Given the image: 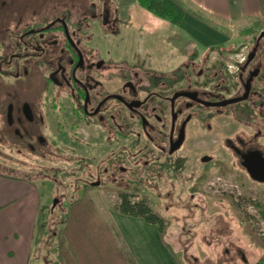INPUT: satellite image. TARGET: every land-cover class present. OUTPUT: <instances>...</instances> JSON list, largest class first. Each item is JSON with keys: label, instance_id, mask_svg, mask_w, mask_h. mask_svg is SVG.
<instances>
[{"label": "flooded vegetation", "instance_id": "obj_1", "mask_svg": "<svg viewBox=\"0 0 264 264\" xmlns=\"http://www.w3.org/2000/svg\"><path fill=\"white\" fill-rule=\"evenodd\" d=\"M110 5L0 0V146L8 149L0 158L57 154V172L62 157L73 164L72 175L82 174L76 187L118 194L167 189L177 176L169 171L184 179L190 167L188 190L198 192L211 163L219 176L233 174L237 189L264 185L247 167L264 175V21L227 43L182 41L176 65L170 58L158 68L142 57L148 52L138 34L132 52L111 50L123 36ZM207 135L209 153L189 159L186 145L200 148ZM208 183L209 190L223 187Z\"/></svg>", "mask_w": 264, "mask_h": 264}, {"label": "rangeland", "instance_id": "obj_2", "mask_svg": "<svg viewBox=\"0 0 264 264\" xmlns=\"http://www.w3.org/2000/svg\"><path fill=\"white\" fill-rule=\"evenodd\" d=\"M109 1L112 4L110 7L115 6L117 9L118 29L123 36L120 44H117L118 38L115 43L109 44L112 51L118 45L120 51L126 49V53L132 52L134 34H138L142 49L149 47L146 48L148 54L142 55L144 59L149 57L152 64L158 68L165 67L170 58L173 65H176L181 57L178 47L182 38L167 28L170 26L167 22L138 7L132 0L129 2L119 0L121 3L127 2L124 7L119 6L115 0ZM135 10L138 13H135ZM120 15L122 18L118 17ZM153 29L164 30L153 36L149 34ZM126 33L129 34L126 35ZM235 39L234 36L232 40ZM166 41H170V45ZM212 137L207 135V142L196 149L192 148L190 141L183 150L184 154L191 159L202 153H209V142ZM0 149L2 152H8L6 146H0ZM60 158L63 160L58 162V166L61 167L58 172L57 154L48 155L40 160L33 158L24 161L14 158L12 161L6 155L0 158V172L29 178L38 184L42 183L39 189L46 205L43 206L39 216L38 240L30 264H53L57 252V239H54L52 232H57L61 228L59 222L66 216L69 203L81 197L84 192L88 193L104 212L116 208L120 202L119 194L115 191L83 188L81 185L76 187L75 182L81 183L78 178H82V174L76 171L72 175L73 164L69 160ZM208 166L211 167V175L203 187L197 190L198 192L188 190L194 181L192 174H195L190 167L184 179L178 177L179 171L176 173L169 171V174H177V176L169 177L172 184L169 188L155 191L147 187L139 190V193L132 197V201L145 196L152 210L164 219L163 240L179 256L182 264H233L230 262L235 260L236 264H257L258 262L264 264V185L249 183L246 188L237 189L235 184L239 183L232 180L233 174L219 176L212 163ZM155 181V178L150 177L147 180L152 184ZM59 182H62L61 187H57ZM208 182H214L215 185L216 182H220L223 187L217 190L212 187L209 190ZM166 190L169 192L168 196L164 194ZM56 199L57 203L54 205ZM232 202H238L237 206ZM195 203L196 208H194ZM202 206L206 207L205 210H202ZM215 216L217 219H213ZM44 232L43 241L41 234ZM235 248L241 249L244 260L236 254ZM225 249L229 251L226 254Z\"/></svg>", "mask_w": 264, "mask_h": 264}, {"label": "crops", "instance_id": "obj_3", "mask_svg": "<svg viewBox=\"0 0 264 264\" xmlns=\"http://www.w3.org/2000/svg\"><path fill=\"white\" fill-rule=\"evenodd\" d=\"M169 1L180 9L182 19L178 25L168 23L167 28L180 35L181 42L188 41L198 47L230 42L237 30L264 21V0ZM40 186L42 183L29 178L0 172V264H30L38 240L39 216L46 205ZM96 205L115 228L120 244L135 264H182L179 256L164 242L157 224L115 208L104 212ZM52 235L56 240V233ZM44 237L45 232L41 234L43 241ZM56 260L57 252L53 263Z\"/></svg>", "mask_w": 264, "mask_h": 264}, {"label": "trees", "instance_id": "obj_4", "mask_svg": "<svg viewBox=\"0 0 264 264\" xmlns=\"http://www.w3.org/2000/svg\"><path fill=\"white\" fill-rule=\"evenodd\" d=\"M134 1L170 25H178L182 19L180 9L169 0ZM133 196L120 193L115 209L157 224L162 233L164 220L152 210L145 197L132 201ZM60 222L61 228L52 232L57 235V260L53 264H135L127 249L119 246L115 228L100 214L88 193L69 203L66 216Z\"/></svg>", "mask_w": 264, "mask_h": 264}, {"label": "water", "instance_id": "obj_5", "mask_svg": "<svg viewBox=\"0 0 264 264\" xmlns=\"http://www.w3.org/2000/svg\"><path fill=\"white\" fill-rule=\"evenodd\" d=\"M249 171H251V175L255 180L264 182V175L261 174V172H256L255 168H251L249 165H247ZM57 203V199L54 200V205Z\"/></svg>", "mask_w": 264, "mask_h": 264}]
</instances>
